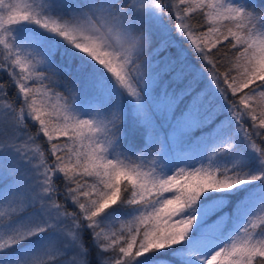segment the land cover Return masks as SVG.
<instances>
[{"label": "snow or ice", "instance_id": "1", "mask_svg": "<svg viewBox=\"0 0 264 264\" xmlns=\"http://www.w3.org/2000/svg\"><path fill=\"white\" fill-rule=\"evenodd\" d=\"M0 264H264V0H0Z\"/></svg>", "mask_w": 264, "mask_h": 264}]
</instances>
